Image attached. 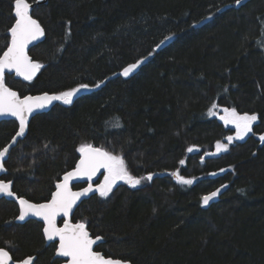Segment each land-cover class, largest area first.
Masks as SVG:
<instances>
[{
	"label": "trees",
	"instance_id": "1",
	"mask_svg": "<svg viewBox=\"0 0 264 264\" xmlns=\"http://www.w3.org/2000/svg\"><path fill=\"white\" fill-rule=\"evenodd\" d=\"M235 4L34 5L31 14L45 35L29 54L43 67L32 81L6 74V84L20 96L88 87L71 104L57 101L31 118L1 178L18 196L48 201L61 175L75 166L77 149L91 144L122 156L133 176H153L135 188L116 183L107 197L94 194L76 207L72 221L102 238L96 250L130 264H264V141L255 137L264 133V0ZM13 8L14 0H0V55L10 41ZM141 59L136 71L120 74ZM213 104L255 114L257 121L226 152L206 156L233 133L209 115ZM17 128L16 120L0 121V150ZM175 171L196 181L181 185ZM223 183L226 191L204 207L203 194ZM17 214L16 203L1 197L0 247L13 260L59 262L42 224L17 223Z\"/></svg>",
	"mask_w": 264,
	"mask_h": 264
},
{
	"label": "snow or ice",
	"instance_id": "2",
	"mask_svg": "<svg viewBox=\"0 0 264 264\" xmlns=\"http://www.w3.org/2000/svg\"><path fill=\"white\" fill-rule=\"evenodd\" d=\"M237 4L241 0H236ZM14 19L15 22L9 29L10 43L7 50L0 55V115H11L19 120V131L16 137H22L28 126V117L37 109H43L53 101H62L64 104H71L72 98L81 90L87 89V85H81L79 88H73L59 94L49 95L44 93L41 96H24L21 98L17 92L7 87L5 83V71L15 72L19 77L25 81H32L36 74L43 67L39 62L34 61L28 54V47L35 41H38L45 35L44 29L37 19H34L31 14V5L28 0H14ZM167 39V38H166ZM163 43V41L161 42ZM143 61H137L123 69L122 75L127 77L132 73ZM216 105L213 104L212 108ZM225 115L220 119L225 124L235 126L236 136H228L229 143L233 139L242 140L250 132H252V125L257 120L255 114L240 115L235 108L224 110ZM212 109H209V115H214ZM119 127L120 125H116ZM260 139L264 141V136ZM15 142V137H13ZM217 152L227 151V145L217 143ZM193 149L189 148L191 152ZM77 151L80 153V159L73 171L68 172L63 177V182L56 185V191L51 194V199L46 203L33 204L26 199H19L20 214L17 217L19 220H24L27 216L41 217L45 223L43 229L45 236L49 241L56 238L59 239V247L57 254L62 257L70 258L68 264H127V262L112 257H105L101 252L94 250V245L101 237L92 238L86 228L84 222L72 224L69 220H64L62 228L56 226V219L58 216L68 217L73 210V206L83 196L94 192L92 184L84 188L80 192H73L69 187L70 181L73 178L87 177L89 181L92 180L101 169L105 170L104 181L95 191L99 192L101 197H107L112 191L113 186L118 181H123L130 187L135 188L141 184L142 180L151 181L152 174L147 177L137 178L133 176L127 168V165L122 156L114 155L111 152L94 147L91 144H82ZM9 152V148L5 147L0 150V171L4 170V158ZM183 165L184 161L181 160ZM177 182L181 185H191L192 179H186L174 172ZM219 193L212 192L209 195L202 197L203 205H208ZM0 194L13 196L11 191V182L0 181ZM12 257L9 252L0 248V264H11ZM18 264H33V258L29 257Z\"/></svg>",
	"mask_w": 264,
	"mask_h": 264
},
{
	"label": "water",
	"instance_id": "3",
	"mask_svg": "<svg viewBox=\"0 0 264 264\" xmlns=\"http://www.w3.org/2000/svg\"><path fill=\"white\" fill-rule=\"evenodd\" d=\"M244 1H246V0H241V3H243ZM46 2H47V0H35L34 2H29V1H28V3L31 5V12H32V9H33L34 5H36V4H37V5H39V4H44V3H46ZM241 3H240V4H241ZM240 4H237V3H236L235 5L238 6V5H240ZM13 13H14V8H13ZM33 18H34V17H33ZM34 19H35V18H34ZM14 22H15V21H14ZM13 24H14V23H13ZM9 35H10V34H9ZM43 39H44V36L41 37L38 41H35V42H33L32 44H30L29 47H28V54H29V50L31 49V47L34 46V45H36L37 43H39V42L42 41ZM9 43H10V41H9ZM6 50H7V47H6V49H5L4 51H6ZM1 55H3V53H2ZM29 56H30V54H29ZM30 57H31V56H30ZM31 58H32V57H31ZM34 61H35V60H34ZM36 62H37V61H36ZM6 74H8V75H14V77H16V78H20V79L24 80L22 77L17 76V75L15 74L14 71H13V72H8V71L6 70V71H5V76H6ZM36 75H37V74H36ZM5 83H6V82H5ZM6 85H7V84H6ZM7 87H9V86L7 85ZM9 88H10V87H9ZM10 89L13 90V91H15V92H17L15 89H12V88H10ZM44 93H47V92L36 93V94H26V95L20 96L19 93L17 92V94H18L21 98H23L24 96H41V95H43ZM48 94H49V95H53V94H50V93H48ZM56 102H57V101H53L51 104H48L45 108L35 110V111H34V112L28 117V125H29V122H30V120H31V118H32L33 116H35L36 114H39V113L47 112V111L51 108V106L54 105ZM9 119L16 120L17 123H18V128H17V131L15 132V134H14V135L11 137V139L9 140V142H8V143H7L2 149H1V150H3L5 147H8V148H9V152L6 154V156H5V158H4V163H5V161L8 159V156H9V153H10L11 149L17 144V142H18L23 136L26 135V133H27V129H28V126H27V128H26V130H25V134H24L22 137H16V133L19 131V120H18L16 117H13V116H11V115H0V121H1V120H9ZM13 137H15V142H13ZM94 147H96V146H94ZM99 148H100V147H99ZM192 149H193L192 152H194V151L196 150V149L193 148V147H192ZM209 154H210V153H206V156H208ZM79 159H80V153H79V157H78V159H77V161H76V163H75V166H74L72 169L66 171L65 173H63V174L61 175L60 179H59V180L56 182V184H55V189L53 190V192L56 191V185H57L58 183H62V182H63V177H64V175H65L66 173L71 172V171H73V170L75 169L76 164L78 163ZM4 172H5V166H4V170H3V171H0V181L11 182V181H6V180H4V179L1 178ZM104 172H105V170H104V169H101V170H100L95 176H93V178H92L91 181H89V180L87 179V177L73 178V179L70 181L69 187L71 188V190H72L73 192H80V191H82L84 188L88 187V185H89L90 183L92 184V187H93V189H94V192L89 193L87 196H83V197H81L79 200H77L76 204L73 206V210H72V212L70 213V215H69L68 217H63L62 215H61V216H58L57 219H56V226H57L58 228H62V227H63V225H64V220H65V219L69 220L72 224H76V223H79V222H80V221H76V222L72 221V220H71L72 215H73V213H74L76 207H77V206H78L83 200L89 198L90 196H92V195H94V194H99V192H98V191H95V189H96L101 183H103L100 179H101V176H102V174H103ZM76 184H83V186L78 187V188H74V185H76ZM227 187H228V185H227L226 183H223V184H220V185L214 187V188L211 189L210 191L204 193L203 196H205V195H209V194H211L212 192L217 191V189H219V193H218V195H217L213 200H211V201L209 202L208 205L205 206V205H203V203H202V205H203L204 207H208V206H210L212 203L216 202V201L219 199V197H220V196L226 191ZM11 191H12V183H11ZM12 192H13V191H12ZM53 192H52V193H53ZM13 193H14V192H13ZM203 196H202V197H203ZM1 197H3V198H5V199H7V200H10V201H13V202L16 203V205H17V207H18V214H17V216H16L15 222H17V223H24L25 221H27V220H29V219H33V220H36V221L41 222V223L43 224L42 233H43V236H44V238H45V240H46V243L48 244V243H50V242H57V246H56V250H55V257H58V258L63 259L64 262H63L62 264H68V261H69L70 258H68V257H62V256H59V255L57 254V249H58V247H59V239L56 238V239L53 240V241H49V240L47 239V237L45 236L44 231H43V229H44V227H45V223H44V221H43V219H42L41 217L31 216V215H30V216L25 217L24 220H19V219H17V217H18L19 214H20V204H19V199H21V198L26 199V198L23 197V196H18L16 193H14L13 196H7V195H5V194H0V198H1ZM50 199H51V196H50L49 200H50ZM26 200H28V199H26ZM49 200H48V201H49ZM28 201H29V200H28ZM48 201L40 202V203H34V202H31V201H29V202H30V203H33V204H41V203H46V202H48ZM60 220H62L61 224H59V221H60ZM88 232H89V231H88ZM89 234H90V236H91L92 238L97 237V236L93 237V236L91 235L90 232H89ZM99 237H100V236H99ZM101 240H102V238H101ZM101 240H100V241H97V244L94 245V250H95V251H98V250H96V246L101 242ZM0 248H2V247H0ZM2 249H4V248H2ZM4 250H6V249H4ZM6 251H7V250H6ZM98 252H101V251H98ZM101 253H102V252H101ZM102 254H103V253H102ZM103 255H104V254H103ZM10 256H11V255H10ZM104 256H105V255H104ZM29 257L33 258V261H34V256H29ZM29 257H25L24 259H27V258H29ZM105 257H107V256H105ZM24 259H23V260H24ZM114 259H117V258H114ZM120 260H121V259H120ZM122 261H123V260H122ZM125 262H127V264H130V262H128V261H125ZM11 264H18V262H13V259H12Z\"/></svg>",
	"mask_w": 264,
	"mask_h": 264
},
{
	"label": "rangeland",
	"instance_id": "4",
	"mask_svg": "<svg viewBox=\"0 0 264 264\" xmlns=\"http://www.w3.org/2000/svg\"><path fill=\"white\" fill-rule=\"evenodd\" d=\"M139 61H144V59H141V60H139ZM132 64H134V63H132ZM131 65V64H130ZM129 66V65H128ZM140 66V65H139ZM138 66V67H139ZM138 69V68H137ZM137 69H135L134 71H136ZM133 71V72H134ZM122 72H123V70L122 71H120V74H122ZM132 72V73H133ZM131 74V73H130ZM225 108H227V107H222V106H217L216 105V107L215 108H212V111L215 113L214 114V116L219 120V121H221L226 127H229L230 129H232V131H233V133H231L230 135H228V136H232V137H235L236 136V129H235V126L234 125H231V124H225L224 123V121L223 120H221L220 119V117L221 116H224L225 115V113H224V109ZM227 109H232V108H227ZM240 115H243V114H241V113H239ZM251 115V114H250ZM257 121V120H256ZM255 121V122H256ZM254 122V123H255ZM253 123V124H254ZM261 136H264V133H262V134H259V135H255V137H257L260 141H262L261 139H260V137ZM237 141H240V140H238V139H233V141L232 142H237ZM221 143V144H226L227 145V149H228V140H227V138L225 139V140H219V141H217L216 143H215V145H214V150L213 151H207L206 153H210V155L211 154H220V153H223V152H226V151H220V152H217V148H216V145H217V143ZM175 172H178V171H175ZM220 172H222V171H218V172H214V173H212V175H216V174H218V173H220ZM174 173V172H173ZM106 173L104 172L103 174H102V176H101V181L103 182L104 181V175H105ZM182 176V175H181ZM184 177V176H183ZM184 178H186V179H192L193 180V182H195L196 181V178H194V177H184ZM174 179L176 180V178H175V176H174ZM177 181V180H176ZM117 183H124L123 181H118ZM116 185V184H115ZM128 185V184H127ZM139 186V185H138Z\"/></svg>",
	"mask_w": 264,
	"mask_h": 264
},
{
	"label": "flooded vegetation",
	"instance_id": "5",
	"mask_svg": "<svg viewBox=\"0 0 264 264\" xmlns=\"http://www.w3.org/2000/svg\"><path fill=\"white\" fill-rule=\"evenodd\" d=\"M18 208V207H17ZM16 219V218H15ZM71 220H72V218H71ZM39 222V221H38ZM61 222H62V220H60L59 221V224H61ZM41 223V222H40ZM42 224V223H41ZM42 228H43V224H42ZM42 228H41V231H42ZM42 235H43V233H42ZM44 237V236H43ZM44 240H45V238H44ZM45 243H46V240H45ZM50 243H55V250H56V246H57V242H50ZM47 244V243H46ZM49 244V243H48ZM54 256H55V253H54ZM57 259H60V261L59 262H57V263H55V264H62L63 262H64V260L63 259H61V258H58V257H56ZM24 259V258H23ZM23 259H20V260H13V262H19V261H22Z\"/></svg>",
	"mask_w": 264,
	"mask_h": 264
}]
</instances>
